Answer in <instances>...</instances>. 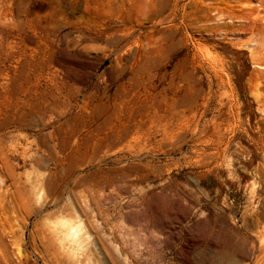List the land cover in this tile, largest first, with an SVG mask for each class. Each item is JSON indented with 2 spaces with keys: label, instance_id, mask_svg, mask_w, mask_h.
<instances>
[{
  "label": "rangeland",
  "instance_id": "1",
  "mask_svg": "<svg viewBox=\"0 0 264 264\" xmlns=\"http://www.w3.org/2000/svg\"><path fill=\"white\" fill-rule=\"evenodd\" d=\"M0 264H264V0H0Z\"/></svg>",
  "mask_w": 264,
  "mask_h": 264
}]
</instances>
